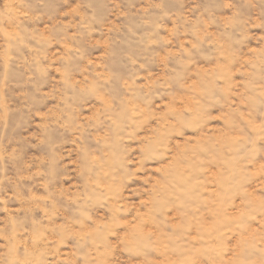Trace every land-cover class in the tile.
I'll return each mask as SVG.
<instances>
[{"label": "rangeland", "instance_id": "rangeland-1", "mask_svg": "<svg viewBox=\"0 0 264 264\" xmlns=\"http://www.w3.org/2000/svg\"><path fill=\"white\" fill-rule=\"evenodd\" d=\"M0 264H264V0H0Z\"/></svg>", "mask_w": 264, "mask_h": 264}]
</instances>
